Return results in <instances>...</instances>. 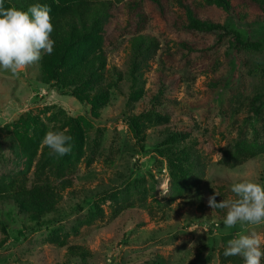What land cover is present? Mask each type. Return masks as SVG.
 <instances>
[{
  "label": "rangeland",
  "instance_id": "obj_1",
  "mask_svg": "<svg viewBox=\"0 0 264 264\" xmlns=\"http://www.w3.org/2000/svg\"><path fill=\"white\" fill-rule=\"evenodd\" d=\"M10 1L15 8L27 10L28 0ZM115 1L122 5L127 0ZM147 11L153 21L143 34L159 41L153 58L142 69L147 95L164 89L156 110L170 115L167 127L189 133L190 141H199L193 150L199 163L204 165L203 171L194 175L183 196L173 194L168 161L158 152L154 140L156 131L162 128L156 125L162 122L155 116L146 119V141L141 143L130 129L127 116L151 108L147 100L128 106L133 87L129 73L134 33L116 35L107 44L110 69L107 77L111 80L116 73L121 90L113 89L114 100L99 121L90 118L87 105L42 86L36 76L40 62L18 75L0 69V181L21 169L15 164L14 153L8 150L9 134L4 130L7 125L30 115L40 116L52 129L54 123L48 119L57 112L54 107L63 109L68 117H85L93 122L92 128L82 125L89 135L90 148H85L86 157L78 167L77 182L64 192L63 218L52 225H33L32 229H26L13 213H8L10 237L4 246L0 245V264H127L129 261L131 264H222L220 253L238 233L255 231L264 236V224L241 226L238 223L225 230L226 209L217 217L204 215L202 222L196 219L203 214L200 205H206L207 211H211L208 198L215 193L219 202L235 199L231 192L233 183L248 180L264 185V158L248 160L236 168L225 167L220 162L223 150L237 140L264 143V108L257 119L239 126L240 118L248 112V107L240 101L241 95L250 96L264 80L261 74H253L258 70L257 63L258 71L264 68L259 62L263 61L264 53H242L238 67L231 52L226 51V40L207 57L185 58L186 52L179 43L200 42L207 36L172 32L155 18L150 7ZM120 15L124 24L126 12ZM230 26L255 39L264 36V23H255L249 28L231 22ZM161 73L168 76L162 87L158 83ZM215 78L221 79L223 93L212 91L211 82ZM58 116L64 121L60 115L55 117ZM134 181L143 182L139 189H147V198L142 199L137 193L131 200L136 208L114 219L119 205L110 199L112 192ZM100 199L103 215L88 224V211ZM5 236L0 227V243ZM53 238L66 240L68 245L85 246L93 257L87 263L72 260L67 248H59L52 242Z\"/></svg>",
  "mask_w": 264,
  "mask_h": 264
},
{
  "label": "trees",
  "instance_id": "obj_2",
  "mask_svg": "<svg viewBox=\"0 0 264 264\" xmlns=\"http://www.w3.org/2000/svg\"><path fill=\"white\" fill-rule=\"evenodd\" d=\"M26 7L39 3L47 5L51 11V22L54 31L51 39L55 41L51 55L44 54L40 61L37 81L49 90L56 91L61 96L75 98L89 107L91 119L99 121L104 110L114 100V90H121L117 83L119 77L111 80L107 77L108 53L107 44L116 35L134 33L131 40V59L129 78L133 82L129 103L147 100L151 106L126 120L138 142L146 141L145 120L156 117L162 128L156 131L154 140L157 150L165 156L172 173L173 194L183 196L194 181V175L202 172L204 165L200 164L193 148L199 141H190L189 133L174 131L167 127L169 114L156 110L164 95V89L155 90L147 95L146 81L142 69L147 66L159 48L156 37L144 35L148 23L153 21L147 7L151 8L155 18L163 26L177 34L191 33L194 36L206 35L200 42L184 41L179 43L186 53L185 58L196 56L207 57L220 48L228 40L226 51L231 52L238 63H242V53H264V36L258 39L243 35L230 23L243 24L250 28L255 23H264V0H127L122 5L115 0H28ZM177 6V9L174 8ZM5 7H14L10 0H5ZM126 12L124 20L120 12ZM264 65L263 61L259 60ZM215 64V63H211ZM257 69L260 66L256 65ZM255 70V69H254ZM254 71V75L264 78V68ZM168 79L167 74H159L160 87ZM220 78L211 82L213 92L223 93ZM167 88V86L165 87ZM245 99V100H243ZM240 101L248 107V112L240 118L239 126H244L257 119L264 108V80L257 85L250 96L241 95ZM57 112L48 120L52 121L50 129L40 116L26 115L18 121L5 127L9 134L8 150L16 157L15 164L21 166L14 175L2 178L0 181V227L6 235L0 243L4 246L10 237L8 213H13L26 229L33 225L44 227L52 225L63 218L64 209L61 203L66 190H71L78 180L77 171L82 160L86 157L85 148H90L89 135L84 132L82 125L92 128L93 122L85 117H68L60 107H54ZM185 114V113H184ZM60 115L64 121L59 120ZM187 115V114H186ZM64 131L72 137V151L63 157L49 155L50 149L42 145V140L48 131ZM264 158V143L258 141L237 140L223 150L221 164L225 167L236 168L246 161ZM143 182L134 181L126 186L114 189L110 197L119 206L114 211V219L128 209H135L131 200L139 193L142 199L147 198V189L139 188ZM99 199V198H98ZM217 199V198H216ZM103 200L95 202V207L88 211V224H93L103 215L101 208ZM219 203V200L217 199ZM81 207V206H80ZM204 215L217 217L220 209L207 211L206 205H200ZM135 221V218H132ZM31 224V225H30ZM80 225L74 227L78 229ZM59 248H67V254L72 260L87 263L93 253L85 246L68 245L66 240H52ZM264 251V245L262 247ZM224 250L220 253L222 264H241L239 256L225 257ZM130 262V261H129ZM127 264H131V263ZM136 264V263H135ZM188 264H196L194 262ZM261 264H264L262 258Z\"/></svg>",
  "mask_w": 264,
  "mask_h": 264
},
{
  "label": "clouds",
  "instance_id": "obj_3",
  "mask_svg": "<svg viewBox=\"0 0 264 264\" xmlns=\"http://www.w3.org/2000/svg\"><path fill=\"white\" fill-rule=\"evenodd\" d=\"M51 9L47 5L33 4L27 10L5 7L0 0V69L18 75L29 66L38 64L44 54L51 55L55 41L51 39L54 25ZM72 137L64 131H48L42 145L51 151L49 155L63 157L72 151ZM235 199L217 202V193L208 198V206L215 210H227L223 221L225 230L238 223L244 225L264 224V185L244 180L231 185ZM167 195V193H162ZM215 223V221H213ZM219 227V225H217ZM264 236L253 231L237 234L228 240L224 256H239L244 264H261ZM190 247H193L190 245Z\"/></svg>",
  "mask_w": 264,
  "mask_h": 264
}]
</instances>
